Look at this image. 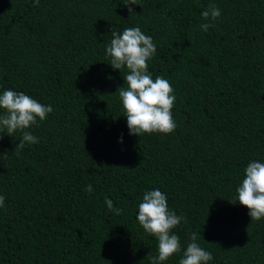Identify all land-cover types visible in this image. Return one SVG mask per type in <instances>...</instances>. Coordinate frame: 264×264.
Listing matches in <instances>:
<instances>
[{"label": "trees", "instance_id": "16d2710c", "mask_svg": "<svg viewBox=\"0 0 264 264\" xmlns=\"http://www.w3.org/2000/svg\"><path fill=\"white\" fill-rule=\"evenodd\" d=\"M127 2L0 0V94L53 108L26 129L35 144L0 132V264H152L158 241L136 216L153 189L185 217L160 264H179L192 233L207 264H264V217L229 202L264 162V0ZM209 4L221 15L203 31ZM134 27L156 45L153 80L173 87L171 133L130 135L122 115L128 70L106 48Z\"/></svg>", "mask_w": 264, "mask_h": 264}, {"label": "clouds", "instance_id": "9594fccd", "mask_svg": "<svg viewBox=\"0 0 264 264\" xmlns=\"http://www.w3.org/2000/svg\"><path fill=\"white\" fill-rule=\"evenodd\" d=\"M39 0H34V6ZM136 0H128V12L134 13L130 5H136ZM221 15L220 9L215 4H209L201 13L206 21L201 24V29L207 31ZM112 39L106 48V54L111 58V67L116 70L126 68L127 74L123 77L124 86L116 90L126 117L127 128L130 135L140 136L144 133L168 134L175 130L176 123L172 118V108L176 100L174 90L169 81L157 76L154 80L148 71L147 61L155 54L156 45L150 36H146L139 27L126 28L122 33L112 32ZM126 84V87H125ZM0 109L5 110L0 115V132L13 136L20 130L19 147L35 144L38 138L30 131H26L37 120L43 121L53 111L51 105L38 102L23 92L11 89L0 94ZM122 142V137L120 139ZM87 191H93L92 186H87ZM237 202L248 209L251 220H260L264 217V162L250 161L244 169V178L235 190L231 201ZM5 198L0 196V208L4 207ZM109 209L113 202L106 199ZM119 214V209H115ZM137 221L145 232L155 237L158 241V255L152 257V264H160L168 260L174 253L181 251L179 237L172 233L178 226L183 216H178L168 208L166 195L159 189L145 191L142 201L138 205ZM190 241L179 264H207L213 259L212 253L204 250L197 243V233H192Z\"/></svg>", "mask_w": 264, "mask_h": 264}]
</instances>
